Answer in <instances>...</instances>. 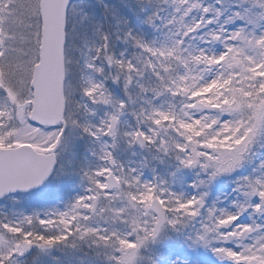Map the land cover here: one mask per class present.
<instances>
[{
	"label": "snow or ice",
	"instance_id": "snow-or-ice-1",
	"mask_svg": "<svg viewBox=\"0 0 264 264\" xmlns=\"http://www.w3.org/2000/svg\"><path fill=\"white\" fill-rule=\"evenodd\" d=\"M0 264H264V0H0Z\"/></svg>",
	"mask_w": 264,
	"mask_h": 264
}]
</instances>
